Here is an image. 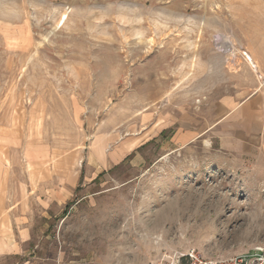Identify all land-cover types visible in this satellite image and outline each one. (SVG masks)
Instances as JSON below:
<instances>
[{
    "label": "rangeland",
    "instance_id": "1",
    "mask_svg": "<svg viewBox=\"0 0 264 264\" xmlns=\"http://www.w3.org/2000/svg\"><path fill=\"white\" fill-rule=\"evenodd\" d=\"M257 70L264 0H0V264L264 251V165L183 131Z\"/></svg>",
    "mask_w": 264,
    "mask_h": 264
},
{
    "label": "crops",
    "instance_id": "2",
    "mask_svg": "<svg viewBox=\"0 0 264 264\" xmlns=\"http://www.w3.org/2000/svg\"><path fill=\"white\" fill-rule=\"evenodd\" d=\"M257 73L261 81L252 92L244 93L241 86L233 96L217 100L214 109L209 111L213 119L204 129H199L193 112L191 124L183 130L184 136L194 139L208 134L218 138L219 146L225 151H240L264 165V72L257 70ZM15 248V242L0 235V255Z\"/></svg>",
    "mask_w": 264,
    "mask_h": 264
},
{
    "label": "built area",
    "instance_id": "3",
    "mask_svg": "<svg viewBox=\"0 0 264 264\" xmlns=\"http://www.w3.org/2000/svg\"><path fill=\"white\" fill-rule=\"evenodd\" d=\"M151 264H264V251H247L229 256H205L195 250L163 255Z\"/></svg>",
    "mask_w": 264,
    "mask_h": 264
},
{
    "label": "bare ground",
    "instance_id": "4",
    "mask_svg": "<svg viewBox=\"0 0 264 264\" xmlns=\"http://www.w3.org/2000/svg\"><path fill=\"white\" fill-rule=\"evenodd\" d=\"M63 15H64V18H66V15H65V13H64ZM243 52H244V51H243ZM245 54H246V53H245ZM243 55H244V54H243ZM247 56L249 57L248 59L250 60V63H251V65H253L254 61L252 60V58L250 57V55H248V54H247ZM246 58H247V57H246ZM29 59H30V58H29ZM248 59H246V60H248ZM250 67H251V66H250ZM253 67H255V68H256V67H257V66H256V64H254V66H253ZM23 69H24V68H23Z\"/></svg>",
    "mask_w": 264,
    "mask_h": 264
}]
</instances>
